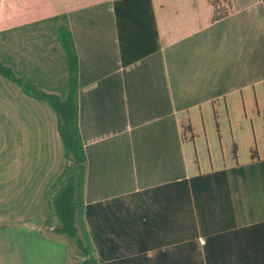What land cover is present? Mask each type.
<instances>
[{"label":"crops","instance_id":"obj_1","mask_svg":"<svg viewBox=\"0 0 264 264\" xmlns=\"http://www.w3.org/2000/svg\"><path fill=\"white\" fill-rule=\"evenodd\" d=\"M115 1L0 0V32L67 18L78 58L83 200L100 203L93 224L104 253L123 264H264V230L246 227L264 221L263 1L228 0L220 16L212 0H150V10L143 5L121 25L124 55ZM154 30L157 48L142 54ZM10 58L15 66L25 59ZM65 163L54 112L0 74L9 264H70L68 244L43 225L44 194ZM239 166L243 175L233 171ZM219 170L228 171L223 202L207 204L202 190L196 209L192 187L189 196L157 189ZM23 231L33 235L28 259ZM37 241L47 257L34 256Z\"/></svg>","mask_w":264,"mask_h":264},{"label":"trees","instance_id":"obj_2","mask_svg":"<svg viewBox=\"0 0 264 264\" xmlns=\"http://www.w3.org/2000/svg\"><path fill=\"white\" fill-rule=\"evenodd\" d=\"M264 3V0H262ZM150 10V0H116L115 15L119 34L120 51L125 54L121 38V25L128 15L141 13L142 6ZM52 22L51 29L55 40L63 53L66 64V77L59 85L42 83L44 77H33L23 73L15 65L10 56H0V74L16 84L26 95L44 101L54 112L56 127L63 149L65 166L61 173L51 183L44 194L46 202V216L43 225L50 227L51 233L66 236L73 240L83 258L76 264H123L122 258H117L116 252L104 253L106 245L105 238L97 234L93 219L96 213V206L100 203H84L83 185L86 171V154L80 136L78 123V58L75 51L73 38L69 29L67 18L64 14L54 15L45 18L31 25ZM7 31L0 32L5 34ZM156 31H153V44L147 43L142 54L157 48ZM149 42V40H148ZM42 78V79H41ZM217 121V120H216ZM217 125V122H216ZM233 156L237 157L236 145L232 147ZM252 159L257 158V149H251ZM234 173L244 174L242 167L233 170ZM228 178L227 170H219L212 173L198 175L189 180L183 179L168 183L157 189L166 190L171 188L178 194L189 196V188L192 187L196 197V209H199L198 198L201 191L209 192L207 204L219 198L223 202V189H226ZM224 185V186H223ZM169 192V189H167ZM219 192V193H218ZM247 228L264 230V221L250 224ZM261 234V233H260ZM119 255V254H118ZM127 260H130L128 258ZM135 260V259H134Z\"/></svg>","mask_w":264,"mask_h":264},{"label":"rangeland","instance_id":"obj_3","mask_svg":"<svg viewBox=\"0 0 264 264\" xmlns=\"http://www.w3.org/2000/svg\"><path fill=\"white\" fill-rule=\"evenodd\" d=\"M212 2L218 10V15H224L229 11L228 0H212ZM51 25L52 22L39 23L30 25L27 29L24 28L25 30L19 29L13 33L0 34V56L3 54L22 56L25 58L24 62L18 63V67L23 73L39 79V76L44 77V79L41 78L42 83L59 85L66 77V64L63 53L55 40ZM13 67L17 66L13 65ZM44 230L51 233V229L48 226H45ZM60 236L62 241L69 246L70 264H76L83 258L79 248L76 247L73 240L68 239L64 235ZM19 237L22 239L21 243L23 246L21 257L28 259L30 257V248L32 249L33 235L23 231ZM12 245L11 238L6 231L0 230V257L3 264L11 262ZM33 254L39 258L47 257L45 255L46 252L43 251L38 241L35 244V248H33Z\"/></svg>","mask_w":264,"mask_h":264}]
</instances>
